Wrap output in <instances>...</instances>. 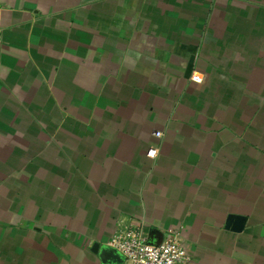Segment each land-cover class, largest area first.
Masks as SVG:
<instances>
[{
    "label": "crops",
    "instance_id": "1",
    "mask_svg": "<svg viewBox=\"0 0 264 264\" xmlns=\"http://www.w3.org/2000/svg\"><path fill=\"white\" fill-rule=\"evenodd\" d=\"M129 228L264 264V0H0V264Z\"/></svg>",
    "mask_w": 264,
    "mask_h": 264
},
{
    "label": "built area",
    "instance_id": "2",
    "mask_svg": "<svg viewBox=\"0 0 264 264\" xmlns=\"http://www.w3.org/2000/svg\"><path fill=\"white\" fill-rule=\"evenodd\" d=\"M195 73L199 74L203 81L201 73ZM155 135L161 137L163 133L159 130ZM108 244L125 256L124 264H189L192 259L183 243L181 232L175 228L168 229L159 242L149 241L142 229L129 228L113 234Z\"/></svg>",
    "mask_w": 264,
    "mask_h": 264
},
{
    "label": "water",
    "instance_id": "3",
    "mask_svg": "<svg viewBox=\"0 0 264 264\" xmlns=\"http://www.w3.org/2000/svg\"><path fill=\"white\" fill-rule=\"evenodd\" d=\"M246 217L243 215L230 214L227 218V227L233 230H241L244 226ZM91 250L98 255L100 264H124L125 256L110 244H100L95 242Z\"/></svg>",
    "mask_w": 264,
    "mask_h": 264
},
{
    "label": "clouds",
    "instance_id": "4",
    "mask_svg": "<svg viewBox=\"0 0 264 264\" xmlns=\"http://www.w3.org/2000/svg\"><path fill=\"white\" fill-rule=\"evenodd\" d=\"M192 79L197 83H202V77L199 74L194 73ZM158 152L159 149H150L148 152L149 158H156L158 156Z\"/></svg>",
    "mask_w": 264,
    "mask_h": 264
}]
</instances>
